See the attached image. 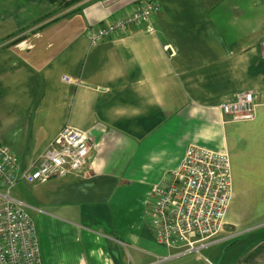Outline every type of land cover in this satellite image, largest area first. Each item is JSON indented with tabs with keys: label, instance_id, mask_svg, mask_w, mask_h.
<instances>
[{
	"label": "crops",
	"instance_id": "1",
	"mask_svg": "<svg viewBox=\"0 0 264 264\" xmlns=\"http://www.w3.org/2000/svg\"><path fill=\"white\" fill-rule=\"evenodd\" d=\"M149 1L0 0V145L20 171L66 127L92 146L81 173L11 194L36 224L43 264H151L167 253L151 229L153 186L191 145L228 153L233 198L222 241L204 251L264 264V0H156L154 33L133 26L92 43ZM246 91L252 118H225L221 106Z\"/></svg>",
	"mask_w": 264,
	"mask_h": 264
},
{
	"label": "built area",
	"instance_id": "2",
	"mask_svg": "<svg viewBox=\"0 0 264 264\" xmlns=\"http://www.w3.org/2000/svg\"><path fill=\"white\" fill-rule=\"evenodd\" d=\"M158 10L157 1H149L132 14L90 32V40L98 43L140 25L154 33L153 17ZM256 106L255 94L246 91L223 104L221 110L225 118L242 120L252 118ZM91 151V142L82 131L66 127L36 162L20 171L17 156L0 145V181L5 189L0 206V264H43L36 224L27 206L11 194L16 184L77 175L86 167ZM231 182L228 153L189 146L181 166L152 188L151 229L167 253L151 264L181 256L202 258L204 250L222 241L217 235L232 202Z\"/></svg>",
	"mask_w": 264,
	"mask_h": 264
},
{
	"label": "rangeland",
	"instance_id": "3",
	"mask_svg": "<svg viewBox=\"0 0 264 264\" xmlns=\"http://www.w3.org/2000/svg\"><path fill=\"white\" fill-rule=\"evenodd\" d=\"M230 244V243H229ZM227 245H224L223 247L226 248ZM219 249V248H218ZM202 258L200 260V264H208V262L210 263H214V264H218L219 262H217L214 258H212L207 252L203 251L202 252ZM208 256V257H207ZM184 257V258H183ZM187 257H190V256H187ZM193 258H197V256L193 257ZM180 260L182 261H185V256H181V257H178V258H174L170 261H167V262H164L162 264H177Z\"/></svg>",
	"mask_w": 264,
	"mask_h": 264
},
{
	"label": "trees",
	"instance_id": "4",
	"mask_svg": "<svg viewBox=\"0 0 264 264\" xmlns=\"http://www.w3.org/2000/svg\"><path fill=\"white\" fill-rule=\"evenodd\" d=\"M52 2H57L58 0H51ZM76 2V0H70V2H69V4H73V3H75Z\"/></svg>",
	"mask_w": 264,
	"mask_h": 264
}]
</instances>
